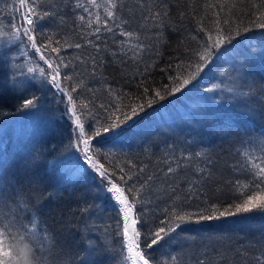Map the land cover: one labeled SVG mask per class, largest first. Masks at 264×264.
<instances>
[{"label": "snow or ice", "instance_id": "snow-or-ice-1", "mask_svg": "<svg viewBox=\"0 0 264 264\" xmlns=\"http://www.w3.org/2000/svg\"><path fill=\"white\" fill-rule=\"evenodd\" d=\"M125 6L122 0H104L103 5L97 3V0H88V6L76 0L73 7L88 14L87 19L84 15L78 17L81 21V37H94L85 39V43L97 52V56L81 61L87 65L90 60L91 71L85 69L76 73L71 63L61 55V41L54 39V35L49 32L37 30L38 22L56 17L59 13L51 10L52 5L48 0H20V7L26 11L19 22L12 23L9 20V30L0 31V39L6 40V46L0 51V66L15 59L9 56L13 50L21 52V60L24 55L30 56L32 59L28 63H33L36 54H39L38 61L44 65L28 67L27 73L22 66L19 73L11 78V91L15 100L12 107L15 113L30 114L41 110V97L28 92L29 78L39 80L42 88L55 89L62 97H67L66 101L61 99V103L66 105L62 116L69 123L65 137L67 144L62 143V151H74L80 162L78 173L94 176L97 186L92 191L102 193L107 200V207L85 200L84 206L79 209L83 214L85 231L99 233L98 243L88 241L90 247L85 249L82 256L84 264H92L95 254L106 256L109 264H176L178 256L171 250L165 254L167 258L158 259L156 253L164 248L165 243L170 244L177 239V230H183V226H203L204 222L249 213L264 214V134L240 141L236 154L241 160L229 166L234 178L223 181L229 196L224 201L207 195L208 185L217 179V172L213 168L216 161L209 149H200L195 153L181 151L177 156L176 146L167 145L162 160L166 171L157 169L162 173L163 185L166 186L160 187L158 191H154V185L161 180V176L148 174L146 166L138 167L131 160L118 161L116 152L124 154L128 130L142 118V114L148 115L149 110L158 112L166 107L161 102L175 98L178 93L184 95L189 86L202 78L205 69L214 61L226 54L237 52L244 33L253 28L264 30V0H260L256 7L259 19H249L246 25L242 20L243 11L236 15L234 0L231 6L229 0L205 3V15L211 13L215 26L207 27L204 16L198 17L196 35L191 38L196 46L189 50L186 60H181L175 66L176 74H169L168 82L158 86H154L153 81L141 79L135 92H126L123 87L113 88L107 78L103 77L102 71H99L104 66L103 57L99 55L102 51L101 45L97 43L101 40V33L111 34L114 44L117 43V32L125 38L134 35L132 31L126 30L130 24L122 15ZM139 6L144 7L143 3ZM100 7H103L105 13L103 23L100 22L99 13H96L94 23L91 8ZM154 7L159 10L149 8L148 14L142 15L141 19L151 20L156 28L162 29L169 17L168 4L166 0H161ZM248 14L253 17L255 15L252 12ZM180 15L184 16L185 13L181 12ZM234 23L237 25L235 28ZM119 43L124 45L127 39L120 40ZM8 44L11 46L8 47ZM20 45H24L23 50ZM67 47L80 49L82 44H68ZM103 50H107V45ZM148 50L149 45L139 41L135 47L129 49L131 57H128V52L123 48L120 49L122 56L118 62L123 64L124 57H128L130 63L135 62L131 75L122 73V79L127 76L131 81L137 76L145 77L149 66L146 65L141 72L139 63ZM111 54L113 62H117V52ZM257 58L264 60V51L259 54L253 51L251 56L232 64L227 69L230 86L221 89L217 94L218 98L202 95L201 100L190 106L186 117L195 119L206 115L208 111L222 109L225 100L252 95L254 81L249 70L251 62ZM74 59L81 60V57L76 56ZM12 67L15 68L16 65L13 64ZM171 70L172 65L169 64L163 71ZM85 74L94 83H100L101 88H87L88 95H84L83 81L77 82V77ZM215 87L219 86L214 85ZM259 90L260 99L264 101V84L260 85ZM212 91L213 89H205V93ZM225 91L227 95L224 94ZM99 93H103L105 98L102 99ZM3 108L0 105V116L9 115ZM199 143L201 142L194 141L193 145L198 146ZM253 145L258 146L259 155ZM50 150L55 151V146ZM30 155L35 162L41 158L42 152L33 149ZM202 155L205 159L199 161L200 166L197 167L193 161ZM48 163L50 166L54 165V161ZM189 168L192 170L191 175L187 174ZM75 177L76 173L66 177L65 183L73 182ZM181 184L185 187H181ZM219 190L218 188L217 191ZM80 199L84 200L83 195ZM195 201L199 203H193ZM101 218L106 221L103 227L96 225V221ZM53 241L54 237L39 218L33 216L26 223L9 219L5 223L3 215L0 214V264H21L20 258L13 255V245L30 248L37 264H50L47 254L54 247ZM255 259L257 264H264V238L261 240V254ZM199 264L205 262L201 260Z\"/></svg>", "mask_w": 264, "mask_h": 264}, {"label": "trees", "instance_id": "trees-1", "mask_svg": "<svg viewBox=\"0 0 264 264\" xmlns=\"http://www.w3.org/2000/svg\"><path fill=\"white\" fill-rule=\"evenodd\" d=\"M48 2L52 5L51 10L58 12L59 15L38 22V32H49L54 35V39L61 41V55L71 63L76 73L85 69L91 71V61L89 60L87 65L81 61L88 60L90 56H97L96 50L85 43V39L94 37H81V21L78 19L80 15L87 19L88 14L73 7L76 0ZM80 2L88 6V0ZM122 2L126 5L122 15L130 24L126 30L132 31L133 37L125 38L117 32L115 36L117 43L114 44L111 34L101 33V40L97 43L101 45L102 51L99 55L103 57L104 65L99 71H102L103 77L107 78L113 88L123 87L126 92H135L136 85L141 79L153 81L154 86H158L168 82L169 74H176L175 66L181 60H186L189 50L196 46L191 38L196 35L198 17L204 16L207 27L215 26L211 13L205 15L203 5L215 3L216 0H166L169 17L162 29L156 28L151 20L141 19L142 15L148 14L149 8L158 11L159 9L154 6L161 0ZM232 2L233 0H229L230 6ZM234 2L236 15L241 11L244 13L242 20L245 25L249 19H259L256 7L260 0ZM97 3L103 5L104 0H97ZM141 3L144 7L139 6ZM20 11L19 0H0V31L9 30L11 27L9 20L18 23ZM91 11L93 22L96 21V13H99L100 22L103 23L105 14L103 7L91 8ZM181 12L185 15L181 16ZM249 12L254 13V17L249 16ZM236 26L234 23L233 27ZM125 39L127 43L121 45L119 41ZM138 41L149 45V50L143 54L142 62L139 63L141 72L146 65L149 66V72L143 78L137 76L129 81L125 76L122 79V73L127 72L130 76L134 70L135 62L130 63L128 58L131 57L129 49L135 47ZM75 43H81L82 47L80 49L67 47L68 44ZM105 45L107 50H103ZM5 46L6 40L0 39V51H3ZM121 48L128 52L123 64L118 62L122 56ZM20 49L23 50L24 45H20ZM253 51L257 54L264 51L262 29L253 28L244 33L237 52L226 54L214 61L205 69L202 78L189 86L184 95L178 93L175 98L161 102L166 107L159 109L158 112L149 110L148 115L142 114V118L128 130L124 154L116 152L117 160H131L138 167L146 166L148 174L161 176V180L154 185V191H158L160 187L166 186L163 185L162 173L157 169L166 171L162 160L167 145L176 146L177 156L181 151L195 153L200 149H209L216 161L213 168L217 172V179L208 185L207 195L221 201L228 200V188L223 185V181L234 178L229 166L241 160L236 154V150L240 148V141L264 134V101L260 99L259 90L260 85L264 84V60L257 58L250 64L249 75L254 81L252 95L225 100L222 109L208 111L206 115L195 119L186 117V113L190 111L191 105L201 100L202 95L217 97V92L220 93L221 89L230 86L227 69L232 64L251 56ZM112 52H117L115 58L117 62H113ZM38 55L36 54L33 63H28L32 59L30 56L24 55L21 60V52L13 50L9 56L15 59L0 66V105L4 106V112L10 113L0 116V214L3 215L5 223L9 219H14L17 223L20 221L26 223L33 216L39 218L54 237V247L47 254L50 264H84L82 256L85 249L90 247L88 241L98 243L99 233L85 231L83 214L79 209L84 206L85 200L105 207L107 200L102 193L92 191L97 186L94 176L78 173L80 162L76 159L74 151H62V143L67 144L65 137L69 130V123L62 116L66 105L61 103V99H65L55 89L42 88L39 80L29 78L28 92L41 97V110L38 113L18 114L12 107L15 100L11 91V78L19 73L22 66L25 73L28 67L38 65L43 67L42 62L38 61ZM76 56H80L81 60H75ZM13 64L16 65L15 68L12 67ZM169 64L172 65V70L163 71ZM79 81H83L84 95H88L87 88H101L100 83H94L86 74L78 76L77 82ZM214 85L219 87L214 88ZM205 89L213 91L205 93ZM244 90L247 91V88ZM99 94L102 99L105 98L103 93ZM224 94L227 95L226 91ZM194 141L201 143L194 146ZM53 146L55 151L50 150ZM253 147L257 149L256 154L259 155L258 146ZM33 149L42 152L41 158L35 162L31 160L30 155ZM204 159L205 156L202 155L195 158L193 163L199 167L198 162ZM48 161H54V165L50 166ZM191 171V168L187 169V174L191 175ZM73 173H76L73 182L65 183L66 177ZM183 174L182 172L181 175ZM181 187L185 185L181 184ZM82 195L84 200L80 199ZM105 223L103 218L96 221V225L100 227ZM177 232L179 237L170 244L165 243L164 248L156 253L158 259L167 258L165 254L171 250L178 256L176 264H199L201 260L205 264H257L255 258L261 254V240L264 238V214L249 213L224 217L204 222L203 226L185 225L183 230L178 229ZM184 237L189 239L185 240ZM92 264H109V261L106 256L95 254L92 257Z\"/></svg>", "mask_w": 264, "mask_h": 264}, {"label": "clouds", "instance_id": "clouds-1", "mask_svg": "<svg viewBox=\"0 0 264 264\" xmlns=\"http://www.w3.org/2000/svg\"><path fill=\"white\" fill-rule=\"evenodd\" d=\"M7 243H11V241H7ZM12 247L13 255L20 258L21 264H37L30 248H24L20 245H13Z\"/></svg>", "mask_w": 264, "mask_h": 264}, {"label": "bare ground", "instance_id": "bare-ground-1", "mask_svg": "<svg viewBox=\"0 0 264 264\" xmlns=\"http://www.w3.org/2000/svg\"><path fill=\"white\" fill-rule=\"evenodd\" d=\"M4 9V8H3ZM2 13V12H1ZM231 59V58H230ZM228 65V64H227ZM124 66V65H123ZM251 66V65H250ZM225 68V67H224ZM262 68V67H261ZM258 71V70H257ZM257 80V79H256ZM262 81V80H261ZM210 85V84H209ZM212 86V85H211ZM216 92V91H215ZM217 93H219V92H217ZM195 97V96H194ZM195 98H197V97H195ZM214 98H217V97H214ZM182 99V98H181ZM186 99V98H185ZM184 100V99H183ZM198 100V99H197ZM182 101V100H181ZM188 101V100H187ZM171 102H172V100H171ZM186 102V101H185ZM191 103V102H190ZM167 104V103H166ZM175 106H178V105H175ZM187 106V105H186ZM179 108V107H178ZM180 109V108H179ZM178 109V110H179ZM181 110V109H180ZM173 111V110H172ZM226 112V111H225ZM164 117V116H163ZM165 118V117H164ZM223 120V119H222ZM226 122V121H225ZM228 126V125H227ZM127 139V138H126ZM30 177V176H29ZM70 205V204H69ZM68 206V205H67ZM66 206V207H67ZM74 206V205H73ZM76 207V206H75ZM68 209V208H67ZM73 210V209H72ZM75 210V209H74ZM66 216V215H65ZM29 220V219H28ZM26 221V220H25ZM56 227V226H55Z\"/></svg>", "mask_w": 264, "mask_h": 264}, {"label": "rangeland", "instance_id": "rangeland-1", "mask_svg": "<svg viewBox=\"0 0 264 264\" xmlns=\"http://www.w3.org/2000/svg\"><path fill=\"white\" fill-rule=\"evenodd\" d=\"M19 1H20V0H19ZM25 11H26V9L21 7V11H20L21 15H22ZM43 66H44V65H43ZM64 99H65L64 101H66L67 97L64 96Z\"/></svg>", "mask_w": 264, "mask_h": 264}]
</instances>
